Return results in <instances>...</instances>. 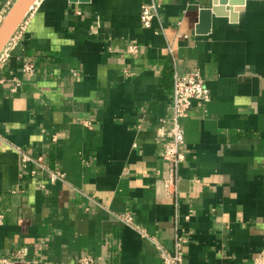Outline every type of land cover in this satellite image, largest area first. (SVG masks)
I'll return each instance as SVG.
<instances>
[{
    "label": "crops",
    "instance_id": "crops-1",
    "mask_svg": "<svg viewBox=\"0 0 264 264\" xmlns=\"http://www.w3.org/2000/svg\"><path fill=\"white\" fill-rule=\"evenodd\" d=\"M15 1L0 0V15ZM214 4L36 3L0 71V256L161 264L157 244L172 250L181 234L183 264L253 263L264 250V0L235 6V19L213 14L206 29L199 12ZM190 72L212 99L182 120L175 200L161 154L174 75Z\"/></svg>",
    "mask_w": 264,
    "mask_h": 264
},
{
    "label": "built area",
    "instance_id": "built-area-1",
    "mask_svg": "<svg viewBox=\"0 0 264 264\" xmlns=\"http://www.w3.org/2000/svg\"><path fill=\"white\" fill-rule=\"evenodd\" d=\"M159 5L153 3L151 5L142 6V24L145 28L151 27L152 21L158 14ZM3 15H0V20ZM24 29V23H22L11 39L8 48L5 49L0 54V71L6 61L9 58L10 45L19 40L22 36ZM128 53L134 54L138 52L137 45L128 46ZM23 72L26 76H32L35 72V64L28 59L23 60L22 66ZM3 79L0 78V83ZM211 92L207 88L204 79L199 72L190 73H175L173 81V92L171 96L172 100V113L170 115L171 128L166 133V141L164 143L162 158L167 162L169 166V177L165 180L166 196L169 199H177L178 197V182H179V168L180 165L185 160V151L183 145L185 143L184 129L182 126V120L188 116V112L193 107L194 102H199L203 104H208L211 102ZM29 158L24 157V162H27ZM41 162V159H38ZM64 178L63 174H55L52 180H62ZM0 215V219H1ZM120 221L125 225H131L132 218L130 215L125 214L120 216ZM143 233V232H142ZM145 236V233L143 234ZM186 239L177 235L174 240V248L172 250H167L163 246L157 244L161 264H183L184 261V244ZM27 251L25 249L18 250L14 256L13 260L7 258L6 256H0V264H14L15 261L25 260ZM76 264H107L106 260H101L92 254H84L80 256ZM252 264H264V250L260 252L258 257L253 261Z\"/></svg>",
    "mask_w": 264,
    "mask_h": 264
},
{
    "label": "water",
    "instance_id": "water-1",
    "mask_svg": "<svg viewBox=\"0 0 264 264\" xmlns=\"http://www.w3.org/2000/svg\"><path fill=\"white\" fill-rule=\"evenodd\" d=\"M71 3H90L91 0H69ZM30 0H22L21 4L17 6L19 3L15 1L12 5L10 11L6 15L2 25L0 26V54L7 46L10 39L14 36V34L19 29L20 25L25 21L28 14L33 10L25 13V8H27ZM39 2V0H38ZM245 5V0H215V4L211 9H202L199 12V19L202 25L206 26L208 29L210 27V21L212 19V15L216 14V16H230L232 18H236L238 13L234 10L235 6H243ZM205 33V32H203Z\"/></svg>",
    "mask_w": 264,
    "mask_h": 264
},
{
    "label": "bare ground",
    "instance_id": "bare-ground-1",
    "mask_svg": "<svg viewBox=\"0 0 264 264\" xmlns=\"http://www.w3.org/2000/svg\"><path fill=\"white\" fill-rule=\"evenodd\" d=\"M16 1L19 2V3L17 4V6H19V5L21 4V2H22V0H16ZM37 2H38V0H30V2H29V4H28L27 8H25L26 10H25V13H24V14L28 13L29 11H31L32 8L36 5Z\"/></svg>",
    "mask_w": 264,
    "mask_h": 264
},
{
    "label": "rangeland",
    "instance_id": "rangeland-1",
    "mask_svg": "<svg viewBox=\"0 0 264 264\" xmlns=\"http://www.w3.org/2000/svg\"><path fill=\"white\" fill-rule=\"evenodd\" d=\"M12 5H13V4H12ZM12 5H11V7H12ZM11 7H10L9 10L6 12V14H4L3 17L1 18V20H0V26L2 25V23H3V21H4L5 17H6V15H7L8 12L10 11ZM11 39H12V38H11ZM11 39H10V41L8 42L6 48H8V45L10 44Z\"/></svg>",
    "mask_w": 264,
    "mask_h": 264
}]
</instances>
